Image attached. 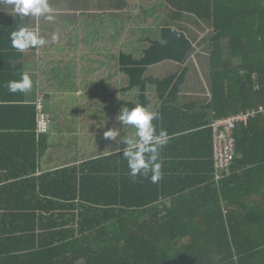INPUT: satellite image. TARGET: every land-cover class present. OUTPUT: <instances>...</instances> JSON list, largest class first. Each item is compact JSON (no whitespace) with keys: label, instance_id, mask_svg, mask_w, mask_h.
<instances>
[{"label":"trees","instance_id":"1","mask_svg":"<svg viewBox=\"0 0 264 264\" xmlns=\"http://www.w3.org/2000/svg\"><path fill=\"white\" fill-rule=\"evenodd\" d=\"M185 1L182 9L209 19L212 28L203 40V66L210 67L205 105L178 102L186 69L163 79L145 75L160 63L193 66V41L175 27L152 24L147 30L136 21L126 32L118 65L114 56L113 62L108 57L107 66L92 69L97 79L91 83L85 70L73 65L76 57L68 49L61 54L45 50L38 90L49 131L39 134L38 145L42 141L46 153L50 131H63L68 106L56 99L66 92L102 93L108 98L103 105L115 111L117 67L125 78L121 92L137 93L138 102L125 107L141 104L158 112L153 123L159 126L169 114L175 126L167 132L168 144L187 145L201 136L207 151L193 155L178 148L170 154L163 147L162 178L156 183L132 178L122 152L108 154L115 149L110 145L80 159L53 161L51 153L38 177L29 169L5 166V178L11 181L0 183V264H264V0ZM4 3L0 0V10ZM5 18L0 26V78L7 83L21 76L12 64L17 50L6 37L21 24L12 15ZM136 23L144 29L134 36ZM3 90H8L5 85ZM11 100L0 105L16 107ZM89 106L100 109L99 99ZM32 112L36 128L37 106ZM238 113L249 117L233 130L236 155L217 180L210 124ZM28 164L35 172V160Z\"/></svg>","mask_w":264,"mask_h":264},{"label":"crops","instance_id":"2","mask_svg":"<svg viewBox=\"0 0 264 264\" xmlns=\"http://www.w3.org/2000/svg\"><path fill=\"white\" fill-rule=\"evenodd\" d=\"M185 2V0H49L50 5L56 10L53 21L45 20L43 17H26L23 25L37 31L48 43L42 47L31 48L24 53L15 51L18 54L12 60L13 67L15 70L21 69V73H27L32 78L31 91L15 94L8 90L4 91L3 86L6 85V81L0 78V102L6 98V100L13 99L10 102L16 104V107L0 105V183L11 181L5 178L7 165L15 170L29 169L32 176L38 177L44 172L51 153L53 161L67 157L80 159L89 156L93 150L107 145L115 148L117 146L115 141L103 137V133L111 128L121 129L120 136L132 135V130L127 127L122 129V125L115 118L125 103L138 102L137 93L132 91L131 94L124 95L121 92L125 78L118 73L116 67V92L113 100L116 104L115 111H108L103 105L108 103V98L102 93L92 97L91 94L82 95L78 91L66 92L60 99H56V103L62 100L67 104L68 120H63V128L60 129L63 130L62 132L50 131L48 145L51 147L45 153V144L41 141L40 146L38 145L41 139L36 128L33 127L32 112L40 96L38 66H43L45 50L61 54V49H68V54L76 57L73 65L78 66L79 70H85V80L88 79L91 83L97 79L92 69L97 66H107L108 57L113 62L114 56L115 66L118 65V55L124 50L126 32L132 29V23L141 22L147 30L152 24H158L159 27H175L193 41L196 55L193 62L197 66H174L171 62L160 63L149 67L145 75L163 79L172 73L186 69L187 74L178 93V102L190 104L192 101H197V107L205 105L210 99V67L203 66L206 62L204 58L202 66H198L197 58L207 54L203 40L210 37L212 28L209 19L183 10L182 7H186ZM3 6L4 8L0 10V26L5 22L6 15L14 16L9 4L4 3ZM198 6L203 7L205 3H198ZM136 26L135 32L144 29L138 24ZM11 32L12 29L8 30L7 39ZM53 35L57 36L55 41L52 40ZM136 35L137 32L134 36ZM99 76L101 77L102 74L100 73ZM76 83L78 86L79 82L76 81ZM96 98L99 99L100 109L89 106L97 100ZM76 102L81 104L78 105ZM151 102L154 101L151 100ZM44 104L46 113L49 114L51 108L48 107L47 110V103ZM81 106L89 109L84 110ZM170 117L169 114H164L160 126L157 125V121L155 122L157 132L161 129L168 132L175 126L174 119ZM109 118L114 122H107ZM102 124L104 127H101ZM184 145H186L185 142H171L167 143L165 149L170 154L174 152V149L179 148V150H189L191 154L196 155L197 150H202L204 153L208 148V143L201 136L191 138L190 142ZM33 160H35V172L31 171L28 164ZM166 160L170 162L169 159ZM197 168L200 167L197 166Z\"/></svg>","mask_w":264,"mask_h":264},{"label":"clouds","instance_id":"3","mask_svg":"<svg viewBox=\"0 0 264 264\" xmlns=\"http://www.w3.org/2000/svg\"><path fill=\"white\" fill-rule=\"evenodd\" d=\"M12 8L13 18L21 22V25L10 33L11 46L18 52L24 53L31 48L42 47L48 41L39 33L23 25L25 18H40L53 21L55 9L49 0H5ZM57 39L56 35L52 40ZM10 93H27L33 88V80L27 73H21L19 80L8 81L5 85ZM116 121L132 130L131 136H120L121 129L111 128L103 133L105 139L115 141L116 147L108 154L122 152V159L126 161L128 174L132 178L144 177L156 183L162 178L160 150L165 147L169 140L166 130L157 132L154 120L159 119V113L149 111L143 105L135 107H122L116 116ZM101 127H104L102 124ZM120 137L119 139H117ZM123 145V147H121Z\"/></svg>","mask_w":264,"mask_h":264},{"label":"built area","instance_id":"4","mask_svg":"<svg viewBox=\"0 0 264 264\" xmlns=\"http://www.w3.org/2000/svg\"><path fill=\"white\" fill-rule=\"evenodd\" d=\"M36 106V132L37 134H46L49 131V120L43 112L41 97L37 99ZM248 117V113L232 114L213 119L210 124L213 138V161L217 180L221 178L225 170H228L236 155L235 139L232 132L238 124L245 125Z\"/></svg>","mask_w":264,"mask_h":264},{"label":"rangeland","instance_id":"5","mask_svg":"<svg viewBox=\"0 0 264 264\" xmlns=\"http://www.w3.org/2000/svg\"><path fill=\"white\" fill-rule=\"evenodd\" d=\"M200 41H202V40H200ZM205 57H206V55H201L199 59L197 58L198 59V66H202L203 58H205ZM193 66H197L195 62L193 63ZM185 242H186V240H185Z\"/></svg>","mask_w":264,"mask_h":264}]
</instances>
